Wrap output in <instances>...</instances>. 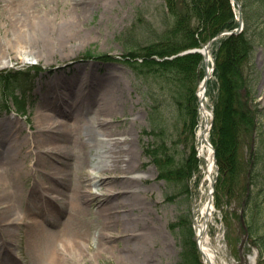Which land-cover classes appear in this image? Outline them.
Listing matches in <instances>:
<instances>
[{"label":"rangeland","instance_id":"rangeland-1","mask_svg":"<svg viewBox=\"0 0 264 264\" xmlns=\"http://www.w3.org/2000/svg\"><path fill=\"white\" fill-rule=\"evenodd\" d=\"M239 1L243 3L241 34L251 44L250 53L241 60L244 73L250 75V83L240 89V94L255 113V126L251 139L246 138L237 153L245 165H253L250 205L258 207V212L252 209L246 214L253 236L251 233L247 237L243 254L245 257L256 254L255 264H264L261 255L264 250V0ZM191 8L190 0H0V46L7 38L13 42L12 35L16 32L13 22L20 18L23 24L35 21L27 25L31 34L27 40L31 42L29 46L42 54L28 63L11 58L10 68L0 69V76L4 77L0 82V132L1 125L17 131V136L11 137L16 145L13 152L22 157L32 156L26 141L36 131V115L43 116L56 103L67 100L81 109L80 119L68 122L72 132L61 133L58 138L65 146L64 159H51L58 170H63L64 179L58 187L62 194L55 199L56 203L48 204L60 209L62 224L52 233L49 246H43L40 253L36 250L38 237H28L27 229H12L10 248L22 260L12 258L8 264H56L60 253L57 251L61 249H65L63 257H58L64 260L61 264H191L193 255L200 264L193 220L199 218V210L208 200V185L204 182L202 163L195 173L196 167L188 174L183 171L191 150L197 156L199 144L197 131L201 117L195 89L192 83L186 89L194 90V99L187 100L194 118L190 114L183 116L185 109L181 103L184 105L186 100L179 89L191 79L177 88L171 80V71L154 75L155 68H142L140 59L135 60L141 69L137 71L133 61L124 57L129 48L145 54L144 50L152 44L162 45L169 32L175 30L180 16L186 20L185 28L194 27L197 23ZM231 11L236 22L233 28H237L238 10L231 7ZM260 20L258 29H254ZM223 50L227 55L228 50ZM219 51L218 42L209 48L214 70L204 104L213 113ZM159 58L150 59L169 60ZM231 58L229 55L228 59ZM204 70L203 67L199 72ZM19 73L23 74L18 76ZM144 81L151 84L149 94L144 93ZM62 98L66 101H59ZM9 118L15 124L7 122ZM109 135L126 142L112 141L108 145L102 139ZM208 140L214 147V121ZM148 147L152 158L145 157L144 149ZM108 149L113 150L114 160L118 161L116 168L111 165L110 173L105 171L109 162L98 166L89 161L90 153L98 150L104 154ZM247 168L230 183V193L218 187L219 171L218 174L213 171L214 211L208 236L213 246L220 244L221 258L226 264H241L236 252L242 234L238 216ZM93 175L111 177L106 185L114 188L115 193L103 198L101 204L97 203L100 199L92 200L89 205L83 201L73 203V199L70 202L77 189L100 193L107 188L89 186L87 180ZM26 186L21 181L17 183L19 195ZM8 206V221L13 215L35 211L20 196L9 201ZM53 216L56 218L57 214ZM3 221L0 211V247L1 233L6 234ZM3 249L0 248V254ZM188 249V257H182V252ZM2 260L0 255V264Z\"/></svg>","mask_w":264,"mask_h":264},{"label":"trees","instance_id":"trees-1","mask_svg":"<svg viewBox=\"0 0 264 264\" xmlns=\"http://www.w3.org/2000/svg\"><path fill=\"white\" fill-rule=\"evenodd\" d=\"M190 2L192 7L191 10L197 23L194 27L191 26V29L185 28L186 20L184 17L180 16L176 19L175 30L169 32V36L162 45H157V43L154 45L152 44V46L144 50L145 54L138 52L136 48H129L126 49L128 53H126L124 57H127L129 61H133V64L139 69L136 68L137 71L141 70L137 65L139 63L135 61L138 59L143 61L142 68L146 69L148 66H153L155 68L154 75H158L164 71H171V74H173L171 80L177 88L181 84L184 85L188 79H191V82L186 83L179 90L182 95L184 92V100H186L184 105L181 103L182 108L184 106L185 109L182 115L190 117L188 115L190 114L191 118H194L192 112L189 111L187 103L189 98H193L192 94L194 90L189 89L186 91V89L189 83H192L193 89L196 88L201 77L198 68L201 64L202 57L199 54H188L170 60L155 61L150 58L158 56L160 57L159 59H163V57L176 55L186 49L196 48L200 43H205L217 33L224 30H231L236 25V22L234 21L231 5L228 0H190ZM260 22L261 20L254 25V29H258ZM245 38V34L243 33L236 36L231 35L222 39L219 41L220 57L216 56L215 74L217 79V93L216 109L214 111V133L216 141L214 142V147L217 163L219 165L218 187L225 190L227 193L231 191L232 186L230 183H232L236 177L237 179L238 177L240 178L248 166V163L245 165L243 160L239 159L237 150L239 147H242L246 138L248 140L251 139L250 133L255 126V113L251 107H247L248 103L243 100L240 94V89H243L244 85L247 86L250 83L248 79L250 75L244 73L245 66L241 65L242 58L245 57L248 52L250 53L251 50V44L245 40ZM224 48L228 50L227 55H225L226 52L223 50ZM229 55H232L230 60L228 59ZM143 83L146 84V92L144 93L149 94L152 89L151 84L146 81ZM186 94H188V96ZM189 122L190 119L187 123L189 124ZM192 123L193 120H191V124ZM144 153L146 157L152 158L150 147L145 148ZM186 163H188V165ZM196 164L197 160L194 156V152L191 150L190 156L188 159L186 158V161L183 163L184 174H188L192 168L194 169L196 167ZM177 172H179V170ZM244 191L245 185H243V192ZM250 203L251 196H249L247 200L245 213H249L252 209L258 212V207H254V204L251 206ZM247 223L250 226L249 216ZM251 232L253 234V231ZM188 255L189 249L186 252H182V257H188ZM190 259L193 260L191 264H197L194 255Z\"/></svg>","mask_w":264,"mask_h":264},{"label":"bare ground","instance_id":"bare-ground-1","mask_svg":"<svg viewBox=\"0 0 264 264\" xmlns=\"http://www.w3.org/2000/svg\"><path fill=\"white\" fill-rule=\"evenodd\" d=\"M30 24H35V21L32 23L31 21H29L27 22V24H23L20 22V18H16L15 23L13 22V26H15V30H16V32L12 31L14 33L12 35L14 37L13 42H12V39L7 38V39H4L5 44L3 45L2 43L0 46V69L10 68L11 58L12 59L20 58L21 60L28 63V61L34 58L41 57L42 54L40 50L36 52L31 46H29L31 42L30 40H27V38H29L31 34H29L27 30V25H30ZM210 61L211 59L208 53V60H205V62H206V71H207L209 78L212 74L211 67H210ZM198 95L199 97H201L202 93L200 94L198 92ZM62 97H65V96L62 94ZM59 101H66V99L62 98ZM202 103L203 104L200 107L201 120H200L199 128L197 131V138L199 141L198 148H197V156H198V159L201 161L203 169H204V182H206L207 185H209V183H211L213 179V171L215 168L214 167L215 163H214L212 148L206 145V143L204 142V139L205 138L207 139V135H206L208 131L207 123L210 120V112L206 108L204 104V100L202 101ZM45 116L46 115L42 116V114L36 115L37 124L34 127L36 131L31 133L30 134L31 139L27 138V141H26L29 149L35 148L38 151L37 154L35 153L36 156H35V161L33 165L29 163L31 161L30 158H28L29 156L28 157L25 156L21 158V161L18 162L16 158L10 155L11 150L9 151L4 150V148H2V146L0 145L1 147L0 148V211H1V215L4 217L3 232L6 233L4 234V237H3V244L7 246L12 245L9 240L12 229L18 230V228L20 229L23 228V229L29 230L28 237H31L33 239V237L39 236V240H38L39 244L44 243L45 240L51 237V234L48 233V230L40 226L39 222L34 217L29 218L25 215H22L20 218H16V219H12L10 217V220L8 221V215L6 213L7 212L6 208L9 207L8 202L11 200L18 199L19 196L22 197L23 200L32 199L30 201L32 202V204H34L33 198L34 200L37 199L38 201L44 198V200L47 202L48 200L55 198L56 197L55 195H60L62 193L61 191H59L58 189L54 187L46 186L45 185L46 182L43 180H40V182L36 181V176L38 177L40 174L39 169L45 168L46 166H45V158L40 155V150H39L40 148H42V142L38 140V137L35 140L36 136L34 134L42 133L43 131L42 122H45V125L49 126V130L51 131H56V127L62 122V120L57 118L58 120L56 122H50V119H49V123H48V119L46 122ZM77 116L79 115L77 114ZM39 119H43V121L38 122ZM11 120L12 118H9L7 122H10V124L12 125L15 124L14 121H11ZM1 128H2V131L0 132V134H4V131H6L8 126L1 125ZM12 136H17V131L16 133L12 135L4 134L3 137L1 138L3 141V144L8 143V145L10 146V149H13L14 146L16 147V145L12 143L14 141V138H11ZM11 139L13 141H11ZM103 140L108 145L112 141H114L115 143L116 142L120 143L123 141L126 142V140L122 141L121 139H118V138L116 139L115 137H112V135H109L106 137L103 136ZM8 141H10L11 143ZM54 145L55 143L51 142L49 144L50 147L47 148L45 154L50 153L51 156H54V155H61L64 153V147L62 145H57L55 147ZM112 151L113 150L109 152V149H108L107 152L106 150L103 151L104 154L97 153L99 158H102V157L105 158L104 162L106 161L109 162L108 164L109 166L107 165L105 169V171L109 173L110 171H113L111 168V165L114 169V167L116 168V165L118 163L117 160H114V157L116 158V156L113 155ZM106 153L107 155H105ZM45 156L47 157V155ZM110 157L112 160H110ZM86 161L88 162V158L86 159ZM32 167H35V170H33ZM52 176H55V175L52 174ZM30 177L34 178V181L31 182V184H29ZM110 178L111 177L109 176L91 177L89 179V184H90L89 186H97V187L106 186L107 188H104V191L102 193H92L88 190L86 191V190L77 189L76 191H74L72 195L73 203L81 204L83 201L85 204L89 205L92 200L96 201L98 199L100 200H98L97 203L101 204L102 202H104L105 200H103V198L105 197L108 198L109 196L115 193L114 188L106 185L107 180H109ZM19 181H22L25 184H28L27 193L23 194V196L22 194L19 195L16 190V185ZM35 209L36 210L34 212H31L32 216L41 215L42 213L49 215L51 213V209L48 208L47 206L46 207L36 206ZM213 211H214V208L211 204L209 205L204 204L199 210L198 214H199V218H201V222H198L196 225V233L198 237L199 248L202 251L203 258L206 264H226V262H224L221 259L219 250L210 245V241L207 235L209 221H211ZM203 220L205 221L206 225H204ZM47 227H51L50 222H48V220H47ZM82 245L85 246L83 243ZM58 252L60 253L57 256L56 264H61V261H64V260L63 259L60 260L58 257L60 258L63 257V253L65 252V249L58 250L57 253ZM5 253L9 255V250H7L6 247H5ZM6 254H2L1 257L6 258L7 257ZM52 257H56V256L52 254ZM64 258L66 260V257ZM255 262H256V257L251 256L249 264H255Z\"/></svg>","mask_w":264,"mask_h":264},{"label":"water","instance_id":"water-1","mask_svg":"<svg viewBox=\"0 0 264 264\" xmlns=\"http://www.w3.org/2000/svg\"><path fill=\"white\" fill-rule=\"evenodd\" d=\"M236 3V2H235ZM238 9H240V6L238 5ZM241 21H242V19H241V15L239 14V24H241ZM221 35H217L215 38H213L212 40H210L205 46H203L202 48H203V50L205 51V52H207V48L209 47V45L214 41V40H216L217 38H219ZM196 52H198V51H196ZM206 56V55H205ZM205 86H206V81H204V83H203V88H205ZM241 214H242V211H241ZM241 223H243V219H242V217H241ZM246 236L247 235H245V236H243L242 237V240H241V243H240V247H239V256H240V259H241V261H242V263L243 264H245V262H244V257H243V255H242V246H243V244H244V241H245V239H246Z\"/></svg>","mask_w":264,"mask_h":264}]
</instances>
